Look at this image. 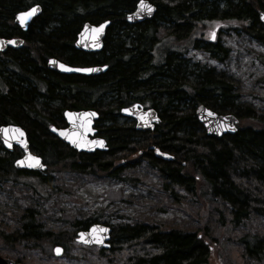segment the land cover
Masks as SVG:
<instances>
[{
  "label": "trees",
  "instance_id": "trees-1",
  "mask_svg": "<svg viewBox=\"0 0 264 264\" xmlns=\"http://www.w3.org/2000/svg\"><path fill=\"white\" fill-rule=\"evenodd\" d=\"M138 1L0 0L2 36L18 29L13 23L17 11L35 3L42 7L23 33L26 44L0 52V126H22L31 151L47 165L44 172L15 168L22 151H8L0 141V184L20 182L37 193V188L53 187L57 172L119 177L146 160L161 173L171 194L173 186L207 193L226 213L223 223L241 226L255 216L264 218V109L239 102V84L225 73L185 57L189 49L201 47L211 57L225 59L227 48L206 40L203 31L216 17L264 44L259 20L264 0H149L157 7L154 17L131 24L126 16ZM105 20L111 24L102 51L75 48L84 23ZM49 58L108 68L93 76L64 74L47 67ZM136 102L159 111L161 121L154 130H137L133 119L121 115L122 108ZM199 104L236 114L237 131L208 136L195 113ZM65 109L97 110L108 149L78 152L54 135L50 127L61 126ZM102 218L99 210L56 229L29 206L17 211L14 221L0 218V242L9 247L5 256L31 264L36 259L40 264H74L81 256L100 264H207L216 249L207 223L188 230L144 220L111 224ZM95 223L112 228L107 250L76 242L77 231ZM240 239L241 263L264 264V230ZM57 245L63 247L60 263L52 251Z\"/></svg>",
  "mask_w": 264,
  "mask_h": 264
},
{
  "label": "rangeland",
  "instance_id": "rangeland-1",
  "mask_svg": "<svg viewBox=\"0 0 264 264\" xmlns=\"http://www.w3.org/2000/svg\"><path fill=\"white\" fill-rule=\"evenodd\" d=\"M216 21L220 23L216 24ZM209 24L207 29H203L205 39L210 38L215 26H220L216 37L228 50L225 59L220 61L211 57L201 47L189 49L185 57L225 73L239 84L235 89L239 102L263 110L264 44L244 31L228 28L217 17ZM52 180L53 187L37 188V193L20 182L0 184V218L14 221L17 211L32 206L38 208L41 218L56 229L67 226L73 217L90 215L99 210L103 214L102 220L111 224L144 220L164 223L168 228L190 230L207 223L217 239L216 249L207 264H242L238 252L243 242L240 238L264 230V218L260 216L241 226L223 223V218L228 220L226 213L219 210L218 204L207 193L202 194L201 189H197L198 193H191L170 184L173 189L171 194L165 189L161 173L148 165L146 160L134 164L119 177L63 171L55 173ZM75 250V247L70 249L72 253ZM7 252L9 247L0 242V255L5 256ZM56 257L60 263L64 255ZM9 258L14 259L12 256ZM32 264L40 262L37 263L36 259ZM74 264L100 263L90 258L87 261L81 256Z\"/></svg>",
  "mask_w": 264,
  "mask_h": 264
},
{
  "label": "water",
  "instance_id": "water-1",
  "mask_svg": "<svg viewBox=\"0 0 264 264\" xmlns=\"http://www.w3.org/2000/svg\"><path fill=\"white\" fill-rule=\"evenodd\" d=\"M145 4L151 6V11L142 8L140 0L136 8L127 14L126 20L131 24L150 20L154 17L157 7L149 0ZM36 8L37 11L28 17L24 23L18 19L19 14L28 12ZM42 13V7L38 4L20 11L15 15V22L23 29H26L33 18ZM259 20L264 27V11H259ZM111 24L110 20H105L98 24L90 22L84 23L75 40V48L87 53H98L104 48V40L107 29ZM103 25L101 29L100 26ZM98 30V31H94ZM218 28L212 31L211 41L216 40ZM23 39L12 38L5 39L0 37V51H5L8 47L20 48L23 46ZM47 67L59 73L64 74H83L88 76L98 75L107 70L106 65L90 66H72L57 58H50L47 61ZM92 69L90 72L79 71V69ZM123 117L134 119L136 129L141 131H152L160 123L161 117L159 111L154 107L145 108L137 102L133 105L124 107L120 111ZM196 116L200 124L204 127L208 136L221 138L226 134H233L238 129L239 117L233 113H219L204 104H199L195 109ZM64 116L69 124L66 128H57L51 126L50 131L61 141L75 148L79 152L91 153L95 150L105 151L108 149L107 141L103 137H93L97 132L94 126L95 121L99 118V113L95 109L80 111L65 110ZM61 133H64L63 135ZM0 141L8 151H13L17 146L23 151V155L14 162L15 168L25 171H46L47 165L43 162L41 156L33 153L30 148L26 130L18 124H5L0 126ZM158 154H162L157 150ZM33 157L37 159H32ZM163 158L172 159V155L162 154ZM38 161V162H37ZM112 228L105 223H95L86 230H79L76 234V241L86 246H96L100 249L107 250L110 248ZM54 252L57 256L63 254V247L55 246ZM0 264H24L12 258L0 255Z\"/></svg>",
  "mask_w": 264,
  "mask_h": 264
},
{
  "label": "flooded vegetation",
  "instance_id": "flooded-vegetation-1",
  "mask_svg": "<svg viewBox=\"0 0 264 264\" xmlns=\"http://www.w3.org/2000/svg\"><path fill=\"white\" fill-rule=\"evenodd\" d=\"M36 4V3H35ZM35 4H32V5H30L29 7H27V8H25V9H22V10H19V11H17L16 13H15V15L18 13V12H20V11H23V10H26V9H28V8H30L31 6H33V5H35ZM39 5V4H38ZM15 15H14V18H13V23L18 27V29L15 31V33L12 35V36H2V35H0V37L1 38H5V39H12V38H21V39H23V46L26 44V40H25V37H24V35H23V33H26L28 30H29V26L31 25V23L33 22V20L36 18H33L32 19V21L29 23V25L27 26V28L26 29H23L19 24H17L16 22H15ZM78 35V34H77ZM77 37V36H76ZM76 40V39H75ZM219 41H218V39H216V41H214V42H212V43H218ZM74 45H75V43H74ZM22 46V47H23ZM22 47H20V48H22ZM8 48H11V49H19V48H13V47H8ZM8 48L5 50V51H0L1 53H7L8 52ZM205 51V50H204ZM107 66V65H106ZM79 67H82V66H79ZM83 75V74H82ZM86 76H88V75H86ZM65 110H70V111H80V110H87V109H77V110H73V109H65ZM65 110L63 111V114H62V116H63V121H62V123L60 124L61 126L60 127H58V128H66V127H68L69 126V124H68V122H67V120H66V118H65V116H64V112H65ZM160 115V114H159ZM99 120V118L95 121V127L97 128V130H98V132L93 136V137H91V138H94V137H104L103 135H102V133L99 131V129H98V124H97V121ZM135 124H136V122H135ZM105 138V137H104ZM74 150H76L75 148H73ZM77 151V150H76ZM158 155H160V154H158ZM161 156V155H160Z\"/></svg>",
  "mask_w": 264,
  "mask_h": 264
},
{
  "label": "snow or ice",
  "instance_id": "snow-or-ice-1",
  "mask_svg": "<svg viewBox=\"0 0 264 264\" xmlns=\"http://www.w3.org/2000/svg\"><path fill=\"white\" fill-rule=\"evenodd\" d=\"M140 3H141V7L142 8H147L148 11H151V6L145 4V0H140ZM36 11H37V9L36 8H33L30 11H28V12H22V13L19 14L18 19L20 20L21 23H24V21L28 17H30L33 13H35ZM100 28L102 29L103 28V25H101ZM94 31H98V30H95L94 29ZM79 71L90 72V71H92V69H87V68L86 69H79ZM61 134L63 135L64 133H61ZM32 159H37V158L33 157Z\"/></svg>",
  "mask_w": 264,
  "mask_h": 264
},
{
  "label": "bare ground",
  "instance_id": "bare-ground-1",
  "mask_svg": "<svg viewBox=\"0 0 264 264\" xmlns=\"http://www.w3.org/2000/svg\"><path fill=\"white\" fill-rule=\"evenodd\" d=\"M50 59V58H49ZM48 61V60H47ZM18 156V155H17ZM47 162V161H46ZM12 163V162H11ZM67 168V167H66ZM33 178V177H32Z\"/></svg>",
  "mask_w": 264,
  "mask_h": 264
},
{
  "label": "built area",
  "instance_id": "built-area-1",
  "mask_svg": "<svg viewBox=\"0 0 264 264\" xmlns=\"http://www.w3.org/2000/svg\"><path fill=\"white\" fill-rule=\"evenodd\" d=\"M103 190V189H102Z\"/></svg>",
  "mask_w": 264,
  "mask_h": 264
}]
</instances>
